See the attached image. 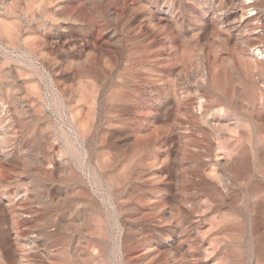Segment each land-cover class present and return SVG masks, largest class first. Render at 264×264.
<instances>
[{
  "label": "rangeland",
  "instance_id": "1",
  "mask_svg": "<svg viewBox=\"0 0 264 264\" xmlns=\"http://www.w3.org/2000/svg\"><path fill=\"white\" fill-rule=\"evenodd\" d=\"M98 1L0 0V250L5 249L0 251V264H52L49 260L53 264H77L63 253L75 250L78 232L72 227L62 240L55 226L59 217L88 224L87 231L81 233L77 255L82 244L90 249L99 244L105 248V257L98 256L91 264H120L122 237L133 245H138L136 239L142 234L153 238L135 219L145 209L144 200H158L152 190L159 185L168 187L172 198L185 183L189 198L196 194L199 201L207 197L232 200L233 219L252 215L256 195L264 192V179L255 169L264 163L256 153L260 147L264 151V112L258 116L251 108L253 103H262L264 109V76L253 80L245 72L244 66L231 57V46L218 43L219 30L212 23L193 41L187 39L191 28L198 29L205 13L227 5L228 0H156V5L144 6L133 0ZM105 6L119 13L117 21L107 17L105 23ZM148 18L157 23L156 28L147 25ZM105 27L116 29L118 44L111 41ZM164 33L176 39L177 49L170 55L160 47ZM214 80H221V84ZM198 102H203V114L194 106ZM223 128L228 131L222 137L218 131ZM241 129L247 136L235 134ZM82 133L87 142L82 140ZM241 144L249 148L245 150ZM223 147L233 150V166L225 164ZM244 158L248 163L243 167L240 161ZM160 175L163 177H157ZM191 181L196 185L192 187ZM76 201L80 203L77 208ZM172 205L166 203L168 208ZM241 224L235 238L238 244L233 248L241 250L240 263L252 264L249 244H254L255 236L250 237L248 219ZM6 230L9 237L4 234ZM16 232L20 236L16 237ZM9 247L19 252L12 262L3 255ZM130 260L138 264L135 256Z\"/></svg>",
  "mask_w": 264,
  "mask_h": 264
},
{
  "label": "bare ground",
  "instance_id": "2",
  "mask_svg": "<svg viewBox=\"0 0 264 264\" xmlns=\"http://www.w3.org/2000/svg\"><path fill=\"white\" fill-rule=\"evenodd\" d=\"M136 1V3L139 6H144L147 5L149 3L156 5V0H133ZM226 1V0H225ZM52 2V1H51ZM54 2V1H53ZM97 2H99L97 0ZM96 2V3H97ZM212 2V1H211ZM224 2V1H223ZM47 3V2H46ZM45 3V4H46ZM107 3V1H106ZM135 3V2H134ZM194 3V2H193ZM48 4V3H47ZM133 4V3H132ZM223 4V3H222ZM220 4V5H222ZM227 4V5H225ZM223 7H219L218 9H216V11H211V12H207L203 15L202 20L199 22L200 25H198V29L191 28L190 29V36H188V40L189 37L192 39L193 41V37H195L197 34H199L198 32L201 31L202 29H205L207 27L210 26V24H214L215 28L217 29V31L219 30V44L221 46H231V57L233 59H235V61L237 63H240L241 65L244 66L245 68V72L247 74H249L252 78L253 77H258L263 79L264 76V0H228L227 3H225ZM137 5V6H138ZM171 5V4H170ZM219 6V3L217 5V7ZM105 23L107 20V17L110 18L113 22L117 21L119 19V13L116 14L114 13V11L112 12L111 10L107 9V6H105ZM131 7V6H130ZM197 7V6H196ZM216 7V8H217ZM127 8V7H126ZM136 8V7H135ZM141 8V7H140ZM176 8V7H175ZM179 8V7H178ZM111 9V8H110ZM133 8L129 9L132 10ZM139 9V8H138ZM137 9V10H138ZM167 9V8H166ZM135 10V9H134ZM136 10V11H137ZM156 10V9H155ZM202 10V9H201ZM215 10V9H214ZM49 11V10H48ZM128 11V12H129ZM143 11V10H142ZM153 11V10H152ZM174 12V11H173ZM180 12V11H179ZM202 12V11H201ZM122 13V12H121ZM125 13V12H124ZM150 13V12H148ZM143 14V13H142ZM147 14V13H145ZM153 14V13H151ZM133 15V14H132ZM144 15V14H143ZM156 15V14H155ZM171 15V14H170ZM177 15V14H176ZM175 15V16H176ZM201 15V14H200ZM52 16V15H50ZM129 16V15H128ZM153 16V15H152ZM160 16V15H159ZM181 16V13H180ZM155 17V16H154ZM163 17V15H162ZM121 18V15H120ZM147 18V17H146ZM167 18V17H166ZM174 18V17H173ZM176 18V17H175ZM125 19V18H124ZM130 19V18H129ZM149 20L147 21V25L154 29L157 27V23H155V21H153L151 18H148ZM156 19V18H155ZM161 19V18H160ZM168 19V18H167ZM170 19V18H169ZM197 19V18H195ZM121 20V19H120ZM158 20V19H157ZM171 20V19H170ZM167 21V20H166ZM175 21V20H174ZM180 21V20H179ZM197 21V20H196ZM112 22V23H113ZM163 22V21H162ZM170 22V21H169ZM185 22V21H184ZM195 22V21H194ZM198 22V21H197ZM143 23V21H142ZM141 23V24H142ZM159 23V21H158ZM164 23V22H163ZM167 23V22H166ZM174 23V22H173ZM177 23V22H176ZM183 22H180V24ZM145 24V22H144ZM165 24V23H164ZM175 24V23H174ZM106 25V24H105ZM113 25V24H112ZM115 25V24H114ZM146 25V26H147ZM163 25V24H162ZM168 25V24H166ZM171 25V24H170ZM177 25V24H176ZM160 26V25H158ZM140 27V26H139ZM143 27V25H142ZM148 27V28H149ZM161 27V26H160ZM175 27V25H174ZM118 28V27H117ZM146 28V27H145ZM144 28V29H145ZM165 28V26H164ZM163 28V29H164ZM173 28V27H172ZM178 28V27H177ZM180 28V27H179ZM187 28V27H186ZM213 28V27H212ZM119 29V28H118ZM143 29V28H142ZM150 29V30H152ZM162 29V31H163ZM168 29V28H167ZM105 30L107 31V33L109 34L111 41L113 39V41L118 44L119 43V38L117 36L116 29L114 27H105ZM120 30V29H119ZM158 30V29H157ZM171 30V29H170ZM169 30V31H170ZM197 30V31H195ZM211 30V29H210ZM214 30V29H213ZM135 31V30H134ZM146 31V30H144ZM161 31V30H160ZM161 31V32H162ZM166 31V30H165ZM173 31H175V28L173 29ZM204 31V30H203ZM208 31V30H207ZM132 32V31H131ZM141 32V30H140ZM149 32V31H148ZM147 32V33H148ZM157 32V31H156ZM160 32V34H161ZM168 32V31H167ZM177 32V30H176ZM202 32V31H201ZM211 32L213 33V31L211 30ZM210 32V33H211ZM121 33V32H120ZM144 33V32H143ZM154 33V32H153ZM203 33V32H202ZM205 33V32H204ZM107 34V35H108ZM122 34V33H121ZM125 34V33H124ZM151 34V33H150ZM165 34V36H164ZM163 34V38H161L162 42L160 43V47L162 50L166 51L169 55L172 54L173 51H176L177 49V45L175 44L176 39H174V37L171 36H166V33ZM177 34V33H176ZM182 34V33H181ZM209 33H207L208 35ZM159 35V34H157ZM174 35V34H173ZM172 35V36H173ZM206 35V36H207ZM218 35V33H217ZM177 36V35H176ZM148 37V36H147ZM151 37V36H150ZM161 37V35H160ZM159 37V38H160ZM184 36H181V38ZM200 37V36H199ZM214 37V34L213 36ZM217 37V36H216ZM216 37L214 39H216ZM141 38V37H140ZM218 38V37H217ZM134 39V38H133ZM132 39V40H133ZM156 39V38H155ZM184 39V38H183ZM202 39V38H201ZM209 39V38H208ZM207 39V40H208ZM213 39V38H212ZM196 40V39H195ZM205 40V39H204ZM203 40V41H204ZM136 41V40H135ZM146 42V39L144 40ZM154 41V40H153ZM180 41V40H179ZM200 41V40H199ZM206 41V40H205ZM218 41V39H217ZM216 41V42H217ZM152 42V40L150 41ZM157 42V41H156ZM181 42V41H180ZM183 42V41H182ZM181 42V43H182ZM191 42V41H190ZM189 42V44H190ZM197 42V41H196ZM210 42V40L208 41V43ZM142 43V42H141ZM155 43V41H154ZM158 43V42H157ZM186 43V42H184ZM204 43V42H203ZM202 43V44H203ZM113 44V43H112ZM135 44V43H134ZM153 44V43H152ZM195 44V43H194ZM194 44L192 43V45L194 46ZM197 44V43H196ZM201 44V43H200ZM201 46H204L202 45ZM212 44V43H210ZM208 44V45H210ZM140 45V44H139ZM139 45L137 48H139ZM150 45V44H149ZM158 45V44H157ZM184 45V44H182ZM215 47H218L216 44H212ZM114 46V45H113ZM147 46V45H146ZM155 46V45H154ZM186 46V45H185ZM220 46V47H221ZM159 47V46H158ZM195 47V46H194ZM193 47V48H194ZM197 47H199L197 45ZM196 47V48H197ZM208 47V46H207ZM212 47V46H210ZM215 47H212L211 49H214ZM229 47V46H228ZM147 48V47H146ZM154 48V47H153ZM202 48V47H201ZM204 48V47H203ZM225 48V47H224ZM125 49V48H124ZM148 49V48H147ZM157 49V48H156ZM160 49V50H161ZM179 49V48H178ZM189 49V48H187ZM199 49V48H197ZM210 49V50H211ZM216 49V48H215ZM218 49V48H217ZM223 49V47H222ZM227 49V48H226ZM113 50V49H112ZM110 50V51H112ZM145 50V49H144ZM158 50V49H157ZM161 50V51H162ZM191 50V48H190ZM204 51V49H202ZM208 50V49H207ZM224 50V49H223ZM126 51V50H125ZM142 51V50H140ZM151 51V49H150ZM154 53L156 52L153 49ZM184 51V50H183ZM193 51V49H192ZM201 51V49H200ZM221 51V50H220ZM225 51V50H224ZM160 52V51H159ZM158 52V54H159ZM165 52V53H166ZM179 52V51H178ZM194 52V51H193ZM192 52V53H193ZM199 52V50H198ZM206 52V50H205ZM222 52V51H221ZM226 52V51H225ZM229 52V51H227ZM114 53V52H112ZM162 53V52H161ZM166 53V54H167ZM174 53V52H173ZM190 53V54H192ZM202 53V52H201ZM207 53V52H206ZM110 54V53H109ZM150 54V53H149ZM153 54V53H152ZM167 54V55H168ZM179 54V53H178ZM209 54V53H208ZM207 54V55H208ZM213 54V53H212ZM217 54V53H215ZM230 54V53H229ZM156 55V54H155ZM161 55V54H160ZM164 55V54H163ZM175 55V54H174ZM204 55V54H203ZM206 55V54H205ZM210 55V54H209ZM108 56V55H107ZM173 56V55H172ZM214 56V55H213ZM213 56H212V60H213ZM220 56V55H219ZM225 56V55H224ZM227 56V55H226ZM104 58V56H102ZM164 57V56H163ZM166 57V56H165ZM203 57V56H202ZM208 57V56H207ZM211 57V55H210ZM230 58V56H227ZM147 58V57H146ZM188 58V57H187ZM209 58V57H208ZM208 58L207 63H208ZM216 58V56H215ZM226 58V57H225ZM229 58H226L227 60ZM113 59V58H112ZM111 59V60H112ZM167 60V58H165ZM170 59V58H169ZM201 59V58H200ZM203 59V58H202ZM201 59V61H202ZM217 59V58H216ZM223 61L226 60L224 58H222ZM220 59V61L222 60ZM110 60V58H109ZM187 60V59H186ZM204 60V59H203ZM211 60V61H212ZM215 60V59H214ZM232 60V59H231ZM113 61V60H112ZM189 60H187L188 63ZM218 61V62H220ZM149 62V61H148ZM167 62V61H166ZM184 63V60L182 61ZM206 62V61H205ZM226 62V61H225ZM224 62V63H225ZM231 62V61H230ZM110 63V62H109ZM202 63V62H201ZM227 63V62H226ZM225 63V65H226ZM233 63V60H232ZM231 63V66H232ZM112 64V63H111ZM186 65V63H184ZM181 64V65H184ZM217 64V63H216ZM215 64V67H219V65H221V63ZM107 65V64H106ZM105 65V66H106ZM110 65V64H109ZM184 65V66H185ZM203 65V63H202ZM214 65V64H213ZM212 65V67H213ZM223 65V64H222ZM230 65V64H229ZM228 65V66H229ZM206 66V65H205ZM236 66V65H235ZM108 67V66H107ZM182 67V66H181ZM187 67V66H186ZM211 67V68H212ZM217 67V68H218ZM93 68V67H92ZM185 68V67H184ZM183 71L187 68L184 69ZM210 68V69H211ZM216 68V69H217ZM223 68V66H222ZM111 69V67H110ZM228 69V68H225ZM231 69V68H229ZM203 70V69H202ZM201 70V71H202ZM236 70V69H235ZM211 71V70H210ZM221 71V70H220ZM223 71V69H222ZM221 71V72H222ZM239 71V70H238ZM88 72V71H87ZM158 73V71H156ZM155 72V73H156ZM204 72V71H203ZM202 72V73H203ZM209 71H206V73ZM215 72V69H214ZM219 72V71H218ZM227 72V71H225ZM235 72V71H234ZM237 72V71H236ZM211 73V72H210ZM209 73V76H210ZM223 73V72H222ZM238 73V72H237ZM236 73V74H237ZM162 74V73H161ZM217 74V72H216ZM221 74V73H219ZM226 73H223V75ZM227 74L229 75V73L227 72ZM233 74V73H232ZM159 75V74H158ZM163 75V74H162ZM201 75V74H200ZM211 75L213 76V74L211 73ZM246 75V74H245ZM154 76V75H153ZM203 76V75H202ZM205 76V73H204ZM207 76V75H206ZM208 76V77H209ZM225 76V75H224ZM238 76V75H237ZM242 74H240V78H241ZM213 77H217V76H213ZM223 77V76H222ZM226 77H228L226 75ZM234 77V76H232ZM157 78V77H156ZM160 78V77H158ZM211 78V77H210ZM218 78V77H217ZM224 78V77H223ZM239 78V79H240ZM244 78V77H243ZM208 79V78H207ZM219 79V78H218ZM221 79V78H220ZM228 79H231L228 77ZM227 79V80H228ZM236 79V77H235ZM234 79V80H235ZM237 79L240 83V80ZM246 79H247V75H246ZM206 80V79H205ZM233 80V81H234ZM252 80V79H251ZM254 80V78H253ZM156 81V80H155ZM163 81V80H162ZM170 81V80H169ZM216 81V80H214ZM220 81L221 84V80H217ZM216 81V82H217ZM225 78H224V80ZM231 81V80H230ZM232 81V82H233ZM243 81V79L241 80ZM247 81V80H245ZM259 81V80H258ZM158 82V81H157ZM168 82V81H167ZM177 82V81H176ZM201 82V81H200ZM199 82V83H200ZM203 82V80H202ZM210 82V81H209ZM213 82V81H212ZM248 82V81H247ZM251 82V81H249ZM261 82V81H260ZM161 83V81L159 82ZM207 83V81H206ZM229 83V82H228ZM231 83V82H230ZM264 85V82H261ZM261 83H259L258 85H260ZM174 84V82H173ZM211 84V83H210ZM214 84V83H213ZM224 84V83H223ZM226 84V83H225ZM245 84V83H243ZM250 84V83H249ZM162 85V84H161ZM230 85V84H229ZM252 85V84H251ZM217 86V84L215 85ZM219 86V85H218ZM217 86V87H218ZM222 86V85H221ZM225 86V85H224ZM243 86V85H242ZM262 86V85H261ZM166 87V86H165ZM168 87V86H167ZM175 87V86H174ZM216 87V88H217ZM243 87H252V86H243ZM264 87V86H263ZM262 87V88H263ZM179 88V87H178ZM202 88V86H201ZM215 88V87H214ZM215 88V89H216ZM224 89V87H222ZM231 88H233L231 86ZM254 88V87H252ZM261 88V89H262ZM168 89V88H167ZM204 89V88H203ZM207 89V88H206ZM214 89V90H215ZM222 89V90H223ZM230 89V88H229ZM259 89V88H258ZM171 90V89H169ZM211 90V89H210ZM221 90V89H220ZM233 90V89H232ZM231 90V91H232ZM250 90V89H249ZM248 90V92H249ZM209 91V90H208ZM234 91V90H233ZM239 91V90H238ZM253 91V90H252ZM252 91L250 93H252ZM258 91V90H257ZM173 92V91H172ZM178 92V91H177ZM226 92V91H225ZM223 92V94L225 93ZM245 92V91H244ZM216 93V92H215ZM220 93V92H219ZM229 93V91H228ZM236 93V90H235ZM257 93V92H256ZM183 94V93H182ZM222 94V95H223ZM226 94V93H225ZM224 94V95H225ZM231 94V92H230ZM180 95V93H179ZM178 95V96H179ZM237 95V94H236ZM252 95V94H251ZM256 95V94H255ZM181 96V95H180ZM179 96V97H180ZM202 96V95H201ZM209 96V95H208ZM230 96V95H229ZM232 96V95H231ZM239 96V95H238ZM249 96V95H248ZM259 96V95H257ZM259 99V97H257ZM175 97V96H174ZM254 97V96H253ZM252 97L251 100H253L254 98ZM223 98V96H222ZM228 98V97H227ZM263 100V96L261 97ZM180 99V98H178ZM230 99V98H229ZM239 99V98H238ZM184 100V99H183ZM201 100V99H200ZM208 100V99H207ZM225 100V99H224ZM223 100V101H224ZM233 100V99H232ZM175 101V99H174ZM185 101V100H184ZM213 101V100H212ZM226 101V100H225ZM177 102V105L179 102ZM175 102V103H176ZM183 102V101H182ZM188 102V101H187ZM190 102V101H189ZM193 102V101H191ZM195 102V101H194ZM247 102V101H246ZM252 102V101H251ZM184 103V102H183ZM181 103V106L182 104ZM203 102H198L197 104H195L194 106L198 109H201V111L199 112L200 114H203V110H204V106L202 104ZM253 103V102H252ZM79 104V103H78ZM187 104V103H186ZM226 104V103H224ZM188 105V104H187ZM244 105V104H243ZM80 106V105H79ZM186 106V105H185ZM224 106V105H223ZM178 107V106H177ZM183 107V106H182ZM181 107V108H182ZM190 107V105H189ZM225 107V106H224ZM223 107V108H224ZM180 108V109H181ZM194 108V107H193ZM206 108V107H205ZM214 108V107H213ZM212 108V109H213ZM226 108V107H225ZM251 108L253 111H255L258 116H262V113L264 112L262 103H258V105H255L254 103L251 104ZM179 109V108H178ZM191 109V108H190ZM189 109V112H190ZM195 109V108H194ZM193 109V110H194ZM207 109V108H206ZM227 109V108H226ZM245 109V108H244ZM197 110V109H196ZM214 110V109H213ZM220 110V109H219ZM251 110V112H252ZM177 111V110H176ZM180 111V110H179ZM178 111V112H179ZM188 111V109H187ZM198 111V110H197ZM215 111V110H214ZM213 111V112H214ZM227 111V110H226ZM225 111V112H226ZM230 111V110H229ZM177 112V113H178ZM183 112V111H182ZM188 112V113H189ZM218 112V111H217ZM222 112V111H221ZM233 112V111H232ZM208 113V112H207ZM206 113V114H207ZM180 114V112H179ZM186 114L185 112L182 113ZM192 114V113H191ZM205 114V115H206ZM220 114V113H219ZM227 115V113H226ZM235 115V114H234ZM185 116V115H183ZM194 116V114H193ZM213 116V115H212ZM86 117V116H85ZM182 117V116H181ZM189 117V116H188ZM207 117V116H206ZM184 118V117H183ZM186 118V116H185ZM194 118H197L196 116ZM221 118V117H220ZM224 118V117H223ZM227 118V117H226ZM240 118V117H239ZM251 118V117H250ZM84 119V118H83ZM261 119V117H260ZM92 120V119H91ZM185 120V119H184ZM188 120V119H187ZM191 120V119H190ZM211 120V119H209ZM247 120V119H246ZM249 120V119H248ZM253 120V119H252ZM262 120V119H261ZM181 121V120H180ZM189 121V120H188ZM208 121V120H207ZM223 121V120H222ZM257 121V120H256ZM183 121H181L182 123ZM185 122V121H184ZM183 122V124H184ZM191 122V121H190ZM235 122V121H234ZM253 122H255L253 120ZM186 123V122H185ZM211 123V122H210ZM220 123V122H218ZM217 123V127L218 126ZM83 124V122L81 123V125ZM179 124V123H178ZM213 124V123H212ZM192 125V124H191ZM220 125V124H219ZM251 125V124H250ZM255 125V124H254ZM259 125V123H258ZM177 126V125H176ZM262 126V124L260 125ZM188 127V126H187ZM190 127V126H189ZM253 127V126H252ZM179 128V127H177ZM191 128V127H190ZM246 128V127H245ZM176 129V128H175ZM174 129V130H175ZM211 129V128H210ZM227 129V128H225ZM259 129V128H258ZM256 129V130H258ZM213 130V128L211 129ZM231 130V129H229ZM260 130V129H259ZM180 131V130H179ZM182 131V130H181ZM189 131V130H188ZM187 131V132H188ZM228 131V130H225ZM220 129L219 135H221L222 137L225 136L227 134V132ZM234 131V130H233ZM237 131V130H236ZM261 131V130H260ZM185 132V131H184ZM232 132V130H231ZM254 132V131H253ZM258 132V131H257ZM178 133V132H175ZM174 133V134H175ZM190 133V132H189ZM234 133V132H232ZM231 133V134H232ZM238 133L239 134V138L240 137H244L247 136V132L245 130H238V132H235V134ZM259 133V132H258ZM257 133V134H258ZM263 133V132H262ZM163 134V133H162ZM165 134V132H164ZM179 134V133H178ZM80 135V134H79ZM181 135V134H180ZM183 135V134H182ZM237 135V134H236ZM253 135H255L253 133ZM260 134H258L259 136ZM263 135V134H262ZM261 135V138H262ZM136 136V135H135ZM177 136V135H176ZM80 137V136H79ZM91 137V136H90ZM128 137V136H127ZM180 137V136H178ZM189 137V136H188ZM81 138L82 140H85V133L81 134ZM135 138V137H134ZM185 138V137H184ZM252 138V137H251ZM255 138H257V136H255ZM88 139V138H87ZM186 139V138H185ZM190 139V138H189ZM263 139V138H262ZM227 141V139H225ZM261 140V139H260ZM86 141V140H85ZM84 141V142H85ZM161 141V140H160ZM254 141V140H253ZM87 142V141H86ZM148 142V141H147ZM261 142V141H260ZM259 142V143H260ZM133 143V142H132ZM131 143V144H132ZM135 143V141H134ZM140 143V142H139ZM146 143V142H145ZM159 143V142H158ZM246 143V142H245ZM258 143V142H256ZM258 143V144H259ZM263 143V142H262ZM142 144V143H141ZM134 145V144H133ZM159 145V144H158ZM260 145V144H259ZM139 146V145H138ZM187 146V145H186ZM241 146H243L241 144ZM262 146V145H260ZM140 148H142V146H139ZM147 147V146H146ZM264 147V145H263ZM139 148V149H140ZM144 148V147H143ZM243 148L246 150L248 148H246L245 146H243ZM258 148V147H257ZM135 149V148H134ZM137 149V148H136ZM135 149V150H136ZM183 149V148H182ZM222 152L225 154L226 158H225V164H229L230 166H233V161L234 159L232 158L233 155V150H231L230 148H221ZM259 149V148H258ZM261 149V147H260ZM257 150V155L259 156V158L262 160L260 162L264 161V151L262 150ZM141 150V149H140ZM140 150H136V151H140ZM184 150V149H183ZM182 150V151H183ZM135 151V152H136ZM142 151V150H141ZM134 152V153H135ZM134 153H132L134 155ZM138 153V152H136ZM140 153V152H139ZM149 153V152H148ZM155 153V152H153ZM182 153V152H181ZM186 153V152H184ZM188 153V152H187ZM152 154V153H151ZM189 154V153H188ZM183 154H181L182 156ZM250 155V153H249ZM248 155V157H249ZM166 156V155H165ZM184 156V155H183ZM182 156V157H183ZM194 156V155H193ZM188 157V156H187ZM196 157V156H195ZM234 157V156H233ZM256 157V156H255ZM59 158V157H58ZM131 158V157H130ZM142 158V157H141ZM166 158V157H165ZM197 158V157H196ZM195 158V160H196ZM137 159V158H136ZM148 159V158H147ZM158 159V158H157ZM184 159V158H183ZM250 159V158H249ZM153 162V159H151ZM242 160V159H241ZM247 159L244 158V160L240 161V164L244 167L245 165H247L248 162H246ZM141 161V160H140ZM150 161V160H149ZM162 161V159H161ZM197 161V160H196ZM256 161V160H255ZM134 162V161H133ZM258 162V161H257ZM147 163H149L147 161ZM163 163V162H162ZM150 164V163H149ZM155 164V163H154ZM156 164H158V161H156ZM252 164V163H251ZM250 164V165H251ZM257 164V163H256ZM255 164V165H256ZM165 165V164H164ZM260 165V164H259ZM258 165V166H259ZM152 166V165H151ZM256 166V167H258ZM188 168V167H187ZM254 168V167H253ZM259 169L255 168L256 170H258L259 173V178L260 179H264V163H261V165L258 167ZM180 169V168H179ZM186 169V168H185ZM249 169V168H248ZM238 170V169H237ZM252 170V168H251ZM109 171V170H108ZM189 171V170H188ZM201 171V170H200ZM240 171V170H239ZM202 172V171H201ZM200 172V173H201ZM235 172V171H234ZM255 172V171H254ZM192 173V172H191ZM194 173V171H193ZM238 173V172H237ZM81 174V173H80ZM154 175V174H153ZM162 175V174H161ZM157 176V177H163V176ZM203 175V174H202ZM235 175V174H234ZM241 175V174H240ZM1 176V175H0ZM200 176V175H199ZM247 176V175H246ZM251 176V175H250ZM82 177V174H81ZM151 177V176H150ZM191 177V176H189ZM107 178V177H106ZM242 178V177H241ZM257 178V177H256ZM85 179V178H84ZM235 179V178H234ZM237 179V178H236ZM246 179V178H244ZM259 179V180H260ZM157 179H155L156 181ZM187 180V179H186ZM193 180V178H192ZM207 180V179H206ZM239 180V177H238ZM79 183H83L82 179L79 180ZM110 181V180H109ZM148 181V180H147ZM151 181V180H150ZM161 181V180H160ZM181 181V180H180ZM179 181V182H180ZM78 182V181H77ZM115 182V181H114ZM153 182V181H152ZM187 182V181H186ZM202 182V181H201ZM206 184L208 181H205ZM85 183V182H84ZM87 183V182H86ZM182 183V181H181ZM180 183V184H181ZM250 183V182H249ZM151 184V183H150ZM194 184L196 185L195 181H191V186L193 187ZM212 184V183H210ZM253 184V183H252ZM82 185V184H81ZM213 185V184H212ZM250 185V184H249ZM87 186V185H86ZM156 186H158L156 184ZM187 185L185 183L181 184V189L179 191V194L175 195L173 198L171 195H169L168 192V187H157L156 189L152 190V188H150L153 192V194H157L158 195V200H153L152 198H149L147 200H144V211H142L138 217H136L135 221L140 225V228L142 231H144L145 229H148L149 232H151V235H153V238H150V234L148 235H144L142 234L138 239H136V241L138 242V245H133L127 238L122 237L121 238V243H120V247H121V252H122V256L120 257V264H133V261L130 260L131 256H135V260L138 264H242L240 263V252L239 249L237 247L233 248V244L237 243V239L235 240V238H237L239 236L240 231L242 230V220L243 219H248L250 222V227H249V234L250 237L253 235L254 237V244L252 243L249 244V248H250V252L249 256H251L252 259V264H264V192L263 190L260 193L259 196L256 195L254 202L252 203V215H248L240 218H236L233 219L231 217V215H233V201H221V199H215V198H208L204 199V200H196L195 199V195L196 194H192L191 197H188V193L186 194V187ZM78 187V186H77ZM90 187V185L88 186ZM188 187V186H187ZM191 187V188H192ZM209 187V186H208ZM253 187V186H252ZM180 188V187H179ZM206 188V187H205ZM204 188V189H205ZM250 188V187H249ZM255 188V186H254ZM80 189V188H78ZM189 189V188H188ZM259 189V188H258ZM92 190V189H91ZM195 190V189H194ZM199 190V189H198ZM212 190V189H211ZM215 190V189H214ZM150 191V190H149ZM185 191V193L183 192ZM190 191V190H189ZM197 191V190H196ZM249 191V190H248ZM251 191V190H250ZM255 191V190H254ZM260 191V190H259ZM252 192V191H251ZM250 192V193H251ZM87 193V192H86ZM194 193V192H193ZM196 193V192H195ZM254 193V192H253ZM258 193V192H257ZM80 194V193H79ZM171 194V193H170ZM255 194V193H254ZM81 195V194H80ZM151 195V194H150ZM203 195V194H202ZM225 195V194H224ZM223 195V196H224ZM76 196V195H75ZM82 196V195H81ZM156 196V195H155ZM243 196V195H242ZM177 197V198H176ZM235 197V196H234ZM238 197V196H236ZM235 197V198H236ZM81 198V197H80ZM79 198V199H80ZM223 198V197H222ZM233 198V197H232ZM246 198V197H245ZM76 199V198H75ZM78 199V198H77ZM78 199V201H79ZM249 199V198H248ZM63 200V199H62ZM88 200V199H87ZM96 200V199H95ZM239 200V199H238ZM245 200V199H244ZM72 201V200H71ZM76 201L73 202L75 203L76 208L80 206V203ZM242 201V200H241ZM89 202V201H88ZM91 202V201H90ZM95 202V201H94ZM173 203L171 208H168V206H166L167 204ZM235 203V202H234ZM88 205V204H87ZM93 205V204H92ZM140 205V204H139ZM170 207V206H169ZM99 208V207H98ZM140 209V208H139ZM249 210V209H248ZM69 212V211H68ZM239 212V211H238ZM256 214H255V213ZM241 214V213H240ZM249 214V213H248ZM22 215V214H21ZM81 216V215H80ZM87 219V218H86ZM15 220V219H14ZM48 220V219H47ZM124 220V219H123ZM126 220V219H125ZM129 220V219H128ZM133 220V219H132ZM118 222V221H117ZM16 223V222H15ZM19 223V220H18ZM53 223V221H52ZM91 223V222H90ZM130 223V222H129ZM44 224V223H43ZM56 225V229L59 233V235L61 236V239L64 240V234L67 233L68 231L71 230V228L75 227L76 231L78 232V234H76L74 236V245H75V250L70 251V252H64L63 254L65 255L66 258H70V260H75L77 261V264H91V261H94L96 257L101 256V257H105V248L99 246V244H95V246L92 247V249L86 248L85 246L81 247V253L80 255H77L76 249L77 246L80 244V241L82 239V232L88 228V224L85 221H78L77 223L74 220L71 219H66L64 217H59L55 223ZM137 224V225H138ZM43 226V225H42ZM48 226V225H47ZM120 226V225H119ZM136 226V225H135ZM44 227V226H43ZM46 228V227H45ZM72 228V230H73ZM145 228V229H144ZM137 229V228H136ZM144 229V230H143ZM43 230V229H42ZM46 230V229H45ZM44 230V231H45ZM124 230V228H123ZM48 231V230H47ZM87 231V230H86ZM89 231V230H88ZM147 231V230H146ZM125 232V231H124ZM9 232L6 230V232L4 234H6V236L9 237ZM69 233V232H68ZM71 233V232H70ZM80 233V235H79ZM75 234V233H74ZM86 234H88L86 232ZM22 235V234H21ZM85 235V234H84ZM4 236L5 238H8ZM15 236H20L18 232L15 233ZM89 237V235H87ZM91 236V235H90ZM97 236V235H95ZM12 237V235H11ZM242 237V236H241ZM240 237V238H241ZM19 238V237H18ZM99 238V237H98ZM71 239V238H70ZM119 240V239H118ZM6 241V240H4ZM8 241V240H7ZM18 241V240H17ZM99 241V240H98ZM85 242V241H84ZM102 242V241H101ZM251 242V241H250ZM7 243V242H6ZM240 243V242H239ZM119 244V243H118ZM69 245V244H68ZM74 245L72 247H74ZM241 245V244H240ZM10 246V245H9ZM62 246V245H61ZM64 247V246H63ZM66 247V246H65ZM70 247V246H68ZM71 247V248H72ZM58 248V247H57ZM19 249V248H18ZM52 249V248H51ZM242 249V248H241ZM5 250V249H2ZM0 250V251H2ZM45 250V249H44ZM43 250V251H44ZM119 250V249H118ZM7 251V250H6ZM48 251V250H47ZM243 251V250H242ZM46 252V251H44ZM1 253V252H0ZM136 254V255H135ZM242 254V253H241ZM244 254V252H243ZM248 254V253H247ZM2 255V254H0ZM4 257L11 262L18 256H19V252L17 251L16 247L15 249L9 247L7 252L3 253ZM42 255V254H41ZM58 255V254H57ZM120 255V254H119ZM21 256V255H20ZM248 256V257H249ZM45 257L48 258V254H45ZM243 257V256H242ZM4 258V259H5ZM20 259V258H19ZM242 259V258H241ZM250 259V260H251ZM44 260V259H43ZM48 260V259H47ZM5 261V260H4ZM58 261V260H57ZM46 262V259H45ZM48 263H54L52 261L49 260ZM57 264V263H56ZM246 264V263H245ZM250 264V263H249Z\"/></svg>",
  "mask_w": 264,
  "mask_h": 264
}]
</instances>
